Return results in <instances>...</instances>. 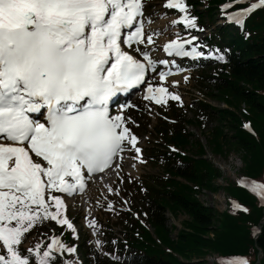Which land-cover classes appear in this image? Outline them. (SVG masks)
Returning <instances> with one entry per match:
<instances>
[{
    "label": "snow or ice",
    "instance_id": "snow-or-ice-1",
    "mask_svg": "<svg viewBox=\"0 0 264 264\" xmlns=\"http://www.w3.org/2000/svg\"><path fill=\"white\" fill-rule=\"evenodd\" d=\"M236 3L230 0L220 7ZM164 6L182 13L172 24L197 28L186 0H166ZM261 6L264 0H255L227 12V19L243 26L245 17ZM143 7V0H0V264H33V257L34 264H55V254L75 253V245H66L55 234L44 247V241L27 249L21 245L25 234L45 221L77 235L65 215V201L53 191L69 196L83 192L86 174L110 168L126 150L141 159L130 118L123 111L112 114L109 105L117 93L140 85L148 69L170 63L154 61L147 47L135 49L143 60L122 47L145 43ZM196 39L177 37L163 51L177 57L215 55L195 46L186 50ZM146 42L153 44L152 34ZM168 74L161 70L159 79ZM169 97L183 103L167 88L148 85L145 99L161 104ZM251 187L264 200V183L251 181ZM89 225L95 226V219ZM223 264L247 261L229 257Z\"/></svg>",
    "mask_w": 264,
    "mask_h": 264
},
{
    "label": "trees",
    "instance_id": "trees-1",
    "mask_svg": "<svg viewBox=\"0 0 264 264\" xmlns=\"http://www.w3.org/2000/svg\"><path fill=\"white\" fill-rule=\"evenodd\" d=\"M220 1L223 0L186 3L191 8L205 4L203 10L193 12L196 21L203 25L204 18L211 22L215 5ZM218 37L225 42L224 48L230 49V58L226 63L207 62L206 65H214L213 73L203 71L199 77L200 82L208 83L216 92L209 95L224 102L227 108L198 102L194 116L186 119L184 112L170 106L167 113L175 122L166 129L167 123L161 120L165 127L160 133L180 151L166 150L155 158L169 177L151 178L152 185L147 190L145 185L134 184L135 189H140L143 215L154 236L132 214L124 213L119 219L123 238L112 232L105 233L104 254L80 244L86 264H193L192 257L209 252L220 257H243L247 264H256L257 254L261 252L258 264H264V223L256 236V229L264 218V203L255 194L232 183L224 187L233 200L229 211L217 213L200 204L197 192L203 188L216 190L211 183L220 176V170L204 157L205 148L199 141L190 142L185 127L189 124L204 131L211 153L223 157L237 153L244 164V175L264 181V6L247 18L244 33L232 35L228 28L221 27ZM207 119L216 120L217 124L206 128ZM243 120L250 124L252 131L242 126ZM188 146L195 148L197 158L185 153ZM234 203L240 207H234ZM166 209L174 214L181 210L188 215L175 239L165 226ZM69 235L66 234L67 239ZM54 261L61 263L62 258L55 254Z\"/></svg>",
    "mask_w": 264,
    "mask_h": 264
},
{
    "label": "rangeland",
    "instance_id": "rangeland-1",
    "mask_svg": "<svg viewBox=\"0 0 264 264\" xmlns=\"http://www.w3.org/2000/svg\"><path fill=\"white\" fill-rule=\"evenodd\" d=\"M143 2L146 6L145 13L146 16H148L147 21L149 26H153V24H157L159 21L158 24L165 23L164 29L160 31L151 26L150 32H148L147 35L152 34L153 44L149 45L145 42L144 46L142 45V49L147 47L151 57H156L157 54H160L159 47L163 40L170 41L177 39V37L182 39L188 34L194 33L190 28L182 29L178 27L177 24V26H175L171 23L172 20H176V15H171L163 9L162 5L165 2L164 0H144ZM203 8V5L199 7L200 10ZM213 15V20L217 19L216 24H220L222 21L218 19V9L217 11L215 10V13L213 12ZM203 20L207 21V18ZM214 26L215 25L205 29V32L199 34V36L204 37V35L210 34L211 31L217 30V28L214 29ZM135 49L136 48H134V50ZM135 53L138 55L136 51ZM199 70L200 69L195 66L192 68L180 69L177 74L165 78L164 81H161L159 75L155 74L151 77L147 85L151 84L153 87L161 85L167 88L168 91L179 95L183 103L181 104L180 101L173 100L176 102V111L184 112L187 119H191L194 116V111L198 107V102H205L215 108H227L224 102L213 95H209L210 93L215 94L216 92L210 89L208 83L200 82ZM205 70L209 72L211 69L207 68ZM185 77H187V80H185ZM172 81H177L178 83L173 85ZM241 108H243V105H241ZM164 109H169V105L168 108L162 109L160 106L153 103L152 100L144 99L139 93L134 100L133 107L124 112V115L126 119L130 118L128 126L132 133L138 137L137 146L141 149V159L138 160L134 158L137 155L134 151L126 150L123 153V159L121 160L120 157H118L112 170L90 181L84 196L80 198L76 197L71 203L65 201L66 207L67 204L69 205V210H65V215L77 231V241L86 239L90 244L95 246L100 253H103V244L107 239L105 233L113 231L121 235L123 228L118 224V214L119 212L130 211L129 208H132L131 205L135 207L136 213H132L136 219L144 223L153 234L152 228L148 225L143 216L140 189H133V187L134 182H138L142 186L144 184L147 190V186L152 185L151 178L168 177L162 167L154 159L160 152L171 147L170 143L167 142L160 133L162 132V127H165V125L162 126L160 123L161 120L167 123L166 129L171 128L169 121H173L170 120V113H166ZM204 122L206 128H210L217 124L216 120L213 119H207V121ZM160 124L161 126H159ZM185 127L189 134L190 142L193 144L199 141L205 148L204 157L220 170V176L212 180L211 183L216 190L201 189L196 194L198 202L204 206L213 208L217 213L229 211V209L232 208L231 197L230 194L224 190V187L228 184L238 182L242 175H244L243 162L235 152H231L226 157L211 153L207 146L205 132L189 124H186ZM228 134H231V131H228ZM185 152L197 158L194 147H186ZM117 164H119V167H116ZM96 182L98 183L97 185H95ZM109 188H111L112 191H109ZM52 194L60 195L69 200L65 194L62 195L57 191H53ZM109 201L112 204L111 209L108 207ZM164 211L163 219L165 221V226L170 229L171 238L175 239L177 237V231L183 226L182 223L188 220V215L181 210L177 211L176 214L170 212L168 209ZM92 219L96 221L95 226L89 225V221ZM60 227L62 226L55 224L54 221H45L44 224H38L28 232L29 236L22 246L27 249L38 241H44L42 245L44 246L49 242L48 237L53 235V233H56V231L62 232V228ZM208 235L212 236L210 232ZM97 240L101 242L99 246L96 244ZM217 256L218 254L209 252L202 257H192L190 262L193 264L199 261L203 262V264H217ZM261 257L262 253L260 252L257 254L256 264H258ZM66 259L78 260L80 264H85L78 250H76L73 256H67Z\"/></svg>",
    "mask_w": 264,
    "mask_h": 264
},
{
    "label": "bare ground",
    "instance_id": "bare-ground-1",
    "mask_svg": "<svg viewBox=\"0 0 264 264\" xmlns=\"http://www.w3.org/2000/svg\"><path fill=\"white\" fill-rule=\"evenodd\" d=\"M160 22V21H159ZM158 22V23H159ZM153 24V26L152 27H154L155 29H157L158 31H160V30H163L164 29V26H165V23H161V24ZM166 43V40H163L162 42H161V44H165ZM111 170V169H110ZM110 170H108V171H110ZM107 171V172H108ZM107 172H105L104 174H106ZM104 174H102V175H104ZM98 183L96 182V184L95 185H97ZM86 192V191H85ZM84 192V193H85ZM76 198V197H75Z\"/></svg>",
    "mask_w": 264,
    "mask_h": 264
}]
</instances>
